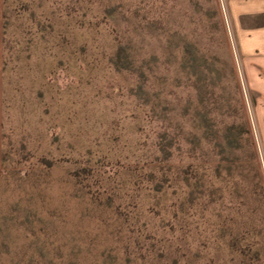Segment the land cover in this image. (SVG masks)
Wrapping results in <instances>:
<instances>
[{"label":"rangeland","instance_id":"rangeland-1","mask_svg":"<svg viewBox=\"0 0 264 264\" xmlns=\"http://www.w3.org/2000/svg\"><path fill=\"white\" fill-rule=\"evenodd\" d=\"M222 0H0V264H264V142Z\"/></svg>","mask_w":264,"mask_h":264},{"label":"crops","instance_id":"crops-1","mask_svg":"<svg viewBox=\"0 0 264 264\" xmlns=\"http://www.w3.org/2000/svg\"><path fill=\"white\" fill-rule=\"evenodd\" d=\"M236 83L244 87L264 142V0H222Z\"/></svg>","mask_w":264,"mask_h":264}]
</instances>
